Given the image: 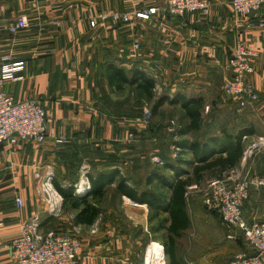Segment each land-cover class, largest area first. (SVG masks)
<instances>
[{
	"label": "crops",
	"instance_id": "1",
	"mask_svg": "<svg viewBox=\"0 0 264 264\" xmlns=\"http://www.w3.org/2000/svg\"><path fill=\"white\" fill-rule=\"evenodd\" d=\"M206 1L211 9L207 16L157 15L126 26L100 16L161 6L164 0H0V26L20 17H26L30 24L17 35L0 32V65L6 56L26 63L24 79L7 83L4 91L17 101L41 100L50 135L42 145L29 142L0 147V264H16L11 245L19 237L21 225L32 219L40 222L42 233L77 235L82 242L81 264H168L160 249V257L148 261L152 245L148 246V234H152L146 205H132L127 197L116 196L121 211L102 207L93 225L75 226L76 212L62 209L63 201L58 216L49 212L45 198L37 192L40 181L35 175L51 173L53 182L63 187L75 182L77 190L84 182V171L87 178L90 173L109 171L115 167L111 158L117 156L122 158L117 167L132 179L130 184L138 182L146 189L145 178L155 162L151 163L150 157L170 158L167 143L162 144V150L148 152L147 141L163 142L162 134L171 133L160 119L147 125L141 116L133 120L116 109L121 100L108 85L106 68L110 64L128 74L138 65L155 79L157 97L202 98L205 109L212 105L215 113L227 100L224 88L231 76L228 62L232 49L243 40L258 53L251 81L264 96V28L259 26L264 23V8L244 17L234 13L231 0ZM93 20L96 27L90 25ZM135 43L140 45L138 52L133 50ZM231 110V121L237 122L238 128L251 123L257 130L256 136L243 141L245 149L264 136V101L256 108L233 105ZM219 114H212L211 132L220 129ZM203 120L205 124L204 112ZM131 132L137 133L133 143ZM61 137L68 143L55 142ZM233 171L264 177V149L246 161L243 157ZM195 188L187 194L188 211L189 194ZM114 189L110 188L106 200ZM18 198L23 200L21 207L16 203ZM244 217L249 222H264V188L251 191ZM240 240L244 241L243 236ZM242 246V254H253L248 244L242 242ZM197 248H188L190 256L183 259L186 264H225L217 254L212 257L204 245L201 252H195Z\"/></svg>",
	"mask_w": 264,
	"mask_h": 264
},
{
	"label": "built area",
	"instance_id": "2",
	"mask_svg": "<svg viewBox=\"0 0 264 264\" xmlns=\"http://www.w3.org/2000/svg\"><path fill=\"white\" fill-rule=\"evenodd\" d=\"M230 3L234 13L244 17L256 15L264 8V0H231ZM210 11L206 0H164L161 6L134 12L105 14L100 16V19L128 26L134 21H150L157 15L182 18L188 14L197 13L207 16ZM90 25L96 27V22L93 20ZM259 26L264 28V23H260ZM29 28L27 18L20 17L0 26V32L17 35ZM133 50L138 52L140 45L135 43ZM257 56L258 53L243 40H238L229 58L228 70L231 76L225 84L224 95L227 100L237 103L242 109L256 108L261 102V94L251 81L255 73L254 60ZM25 69L24 61L14 60L10 56L4 57L0 65V147L2 145L15 147L29 142L42 145L50 138L43 102L37 98L17 101L4 91L7 83H15L24 79ZM151 118V110L146 108L142 121L148 125ZM131 137H133L132 134H130ZM246 139H248L247 136L243 138V141ZM55 142L62 144L65 138H56ZM262 149H264V136L258 137L253 143L247 145L244 160L253 157ZM154 160L157 162L159 159L154 158ZM35 177L40 181L37 192L45 198L49 212L58 216L61 212L63 198L54 186V176L46 172L45 174L37 173ZM82 179L84 182L76 190L78 194H85L90 189L85 171ZM208 185L207 210L219 214L225 225L241 232L253 250L252 255H235L228 264H264V222H249L244 217L245 203L251 191L264 188V177L231 171L229 175L210 180ZM16 203L21 207L23 200L18 198ZM11 248L16 257V264H81V239L74 234L54 231L42 233L40 222L37 219L21 225L20 235L13 241Z\"/></svg>",
	"mask_w": 264,
	"mask_h": 264
},
{
	"label": "trees",
	"instance_id": "3",
	"mask_svg": "<svg viewBox=\"0 0 264 264\" xmlns=\"http://www.w3.org/2000/svg\"><path fill=\"white\" fill-rule=\"evenodd\" d=\"M106 78L109 87L114 89L115 93L121 94L129 90V95L116 104V109L121 113L125 112L131 119H138L141 114L143 117L144 112L142 113L141 108L144 101L152 104L151 113L154 117L169 104L178 106L187 120L186 126L178 130V136L185 137L203 131L205 103L202 98H185L179 95L173 99L167 96L156 98L155 79L140 70L138 65H133L128 74L122 67L110 64L106 68ZM263 101L264 96H261L260 104ZM233 105L240 108L235 102ZM236 128L229 130L227 126H221L216 132H211L208 128V131L204 132L205 135L203 134L205 136L203 140L181 141L179 147L191 154L192 158L178 160L164 158L163 171L152 169L145 178L146 189H141L138 182L130 184L132 179L125 177L117 167L122 159L117 156L111 158L115 165L113 169L88 174L91 188L85 194L75 193V182L63 187L55 180L54 186L63 198V209L76 212L75 226H91L102 214V205L108 191L115 186L116 196L127 197L136 204L148 207L150 222L157 221L154 233H162L165 239L163 245L168 264H186L177 255L175 248L177 240L191 225L187 210L188 191L207 180L221 178L240 165L245 150L243 138L256 136L258 133L251 123ZM165 171L171 172V175H167ZM156 184L166 192L161 193L153 189ZM164 215L166 217H163Z\"/></svg>",
	"mask_w": 264,
	"mask_h": 264
},
{
	"label": "rangeland",
	"instance_id": "4",
	"mask_svg": "<svg viewBox=\"0 0 264 264\" xmlns=\"http://www.w3.org/2000/svg\"><path fill=\"white\" fill-rule=\"evenodd\" d=\"M116 95H118L119 99L123 101L125 100L126 96L129 95V90L121 94L116 93ZM156 98H157V94H156ZM133 100L134 99H131V101ZM220 106L221 108L220 110H218V112L220 113L219 115L221 118L220 120L221 123L218 125V127L227 126L229 130H234L235 127L238 128L239 126L236 125L237 122L235 123L234 121H231L233 120V113H234V111L231 110V107H233V102L226 100L222 102ZM146 108H149L150 110L152 108V104H150V102L148 101L143 102L142 113L145 111ZM212 111H213L212 105H210L209 110L204 109L203 111L205 113V120H206L205 126H204L206 129H204L203 132L191 133L188 136L180 137L177 135L178 130L186 126L187 120H185V118L183 117V112L178 106H171L169 104H166L161 109V112L159 113V115H157L155 118L154 116H152L149 123H153L155 122V120L160 119L158 121L162 122L163 128L165 129L167 128L171 133L165 132V134L164 133L162 134L165 138L163 142L161 141L156 142L154 140L147 141V146L149 149L148 152H155V150L157 151V149L162 150V144L167 143L168 145L167 149L169 150L167 153L169 154L171 159L173 160L174 159H177V160L178 159H191L192 158L191 154L182 150L178 144L181 141H184L187 139L203 140L205 137L204 132L208 128L209 129L212 128V123H213L212 114H215L216 116L218 115V112L213 113ZM138 119H140V117ZM130 134L133 135V132H131ZM129 139L131 140L132 143L136 141L135 135H133V137L131 138L129 135ZM164 151H166V149H164ZM164 158L165 157L163 156L157 162H154L155 161L154 158L150 157L151 163L154 162V165L151 166L152 169L163 171V168L165 165ZM161 162L164 163V165H162ZM165 173L167 175H171V172L169 171H165ZM82 178H83V174L81 175V179ZM141 178H144V177H141ZM208 183H209V180L205 181L202 185L197 186V188L191 191L192 194H189L190 210L188 211V214L191 220V227L188 231L183 233L180 239L177 240V243H176L177 255L180 258L186 260L190 256L188 255L189 253L188 248H192L193 246L198 247L197 249H194V251L198 253L199 249H200V252L202 251V247L204 245L205 249L206 247H207V250L209 249V254L212 255V257H214L213 255L217 254V256H219L220 259L223 260V262H225V264H228L229 261L235 255L242 254L241 253V251L243 250L242 242H245L246 244L247 242L245 241L244 237H243L244 241L240 240V238H242L243 235L241 237L239 235H236L238 233V230L233 227L225 225L223 221L221 220V217L219 216V214L207 210L206 202L209 197ZM153 189H156L157 191H160L161 193L166 192L164 188L160 187L157 184L153 186ZM79 195H82V194H79ZM120 202L121 201L117 199L116 195L112 194V196L106 200V203H104L102 207L109 208L111 209V211H121ZM193 202L194 203L196 202V203L194 204ZM130 204L133 205L136 203L134 202L132 203L131 201ZM163 217H166V216L164 215ZM156 226H157V221H153L152 223H150L149 232L152 235L150 236L148 234V237H149L148 239L150 242L148 246L152 244L150 247H153V246L158 247L157 249L158 251L160 249V255L162 256L163 254V257L161 258H165L164 260L168 262V257L166 255L165 248L163 245V240L165 239L162 233H158L157 235L154 234Z\"/></svg>",
	"mask_w": 264,
	"mask_h": 264
},
{
	"label": "bare ground",
	"instance_id": "5",
	"mask_svg": "<svg viewBox=\"0 0 264 264\" xmlns=\"http://www.w3.org/2000/svg\"><path fill=\"white\" fill-rule=\"evenodd\" d=\"M83 190V189H82ZM81 190V191H82ZM158 247L156 246H153V247H149V250H148V261L150 262L153 258L155 259H158L160 257L159 255V251L157 249ZM161 260V259H160ZM148 262V263H149ZM162 264H165L164 261H162Z\"/></svg>",
	"mask_w": 264,
	"mask_h": 264
}]
</instances>
